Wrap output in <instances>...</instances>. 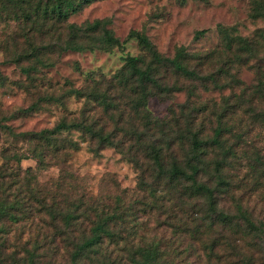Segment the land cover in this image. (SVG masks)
Wrapping results in <instances>:
<instances>
[{"label":"trees","instance_id":"obj_1","mask_svg":"<svg viewBox=\"0 0 264 264\" xmlns=\"http://www.w3.org/2000/svg\"><path fill=\"white\" fill-rule=\"evenodd\" d=\"M7 1L18 6L32 27L41 28L47 21L63 24L95 0ZM250 17L264 18V0L251 1ZM67 27L69 34L58 43V55L119 45L102 20ZM99 29L103 35L88 41ZM221 33L224 50L231 51L234 44H240L244 50L251 49L244 37L234 36L226 28ZM131 35L137 38L143 54L128 55L109 78L89 74L83 87H72L61 95L44 98L60 106L67 97L80 100L82 106L77 115L62 117L52 128L17 134L29 141L28 150L36 159L37 170L57 166L60 172L53 187L46 188L36 182L30 168L0 165V264H199L203 257L207 264L254 263L251 257H245L242 246L230 238L232 216L218 209L216 193L220 189L226 192L229 183L218 174L214 185L213 172L224 167L231 149L223 151L224 158L220 161L209 159V155L215 145H220L223 126L218 124L212 136L206 137L194 125H181L182 110L179 115L173 111V116L159 118L148 109L151 97L172 89L166 85L160 69L194 79L197 72L191 58L182 47L171 58L162 56L146 35L135 32ZM235 51L241 53L237 48ZM30 53H24V59ZM22 59L18 57L16 61L20 63ZM21 71L28 82L24 87L28 88L33 83L32 73L38 69L22 66ZM19 84L22 86V82ZM36 108L38 104L21 111L29 114ZM194 119V116L190 118V122ZM5 130L15 135L0 121V132ZM80 142L91 149L111 147L125 156L137 170L136 193L115 188L107 198L80 184L68 158L71 151L80 149ZM94 144L98 146L93 148ZM22 155L14 152L12 157L19 163L25 157ZM14 183V196L9 198L7 194ZM33 198L36 200L32 201ZM161 209L168 213L163 219L165 212ZM32 211L45 220L44 227H39L33 235V238L39 234L42 237L36 238L30 247L28 239L19 247V234L8 251L10 226L1 221L16 224ZM243 213L250 224L248 230L260 235L263 227ZM151 218L155 223L150 227ZM31 229L32 225L28 231ZM23 230L22 227L20 232ZM40 249L49 250L51 257L45 260Z\"/></svg>","mask_w":264,"mask_h":264},{"label":"rangeland","instance_id":"obj_2","mask_svg":"<svg viewBox=\"0 0 264 264\" xmlns=\"http://www.w3.org/2000/svg\"><path fill=\"white\" fill-rule=\"evenodd\" d=\"M251 1L95 0L63 24L47 21L40 28L39 25L32 27L31 21L25 20L16 4L0 0V121L15 134L8 130L0 132V165L19 166L21 170L30 168L41 187H53L59 168L48 166L37 170L36 159L28 150L29 141L17 134L52 128L62 117L77 115L82 102L67 97L65 104L60 106L44 98L61 95L72 87H83L89 74L109 78L123 65L128 55L143 54L137 38L131 35L133 32L146 35L165 57L171 58L182 47L189 54L187 56L191 58L197 76L188 79L171 70L160 69L166 85L172 89L151 97L148 109L159 118L173 116V111L179 115L182 110L181 125H194L206 137L212 136L218 124L223 126L220 145H215L209 155V159L220 161L224 158L223 151L231 149L220 172H213L214 164L210 170L215 176L212 180L214 185L218 174L229 183L226 192L220 189L216 193L218 209L232 216L233 228L229 235L231 240L242 246L245 257H251L253 264H264V18L250 17ZM94 20L104 22V28L119 40L118 46L58 55V43L68 36L69 24L85 26ZM224 28L234 36L247 39L251 49L244 50L240 44H234L231 51L224 50L221 33ZM201 30L204 32L198 34ZM102 35L103 30L99 29L87 40H96ZM35 47L38 49L34 51ZM236 48L241 53L237 54ZM27 52L31 53L24 59ZM18 57L24 60L19 63L16 61ZM22 66L38 69L32 73L33 83L28 88L24 87L28 82L21 71ZM35 104L38 108L29 114L21 111ZM2 116L7 119L2 120ZM193 116L195 119L190 122ZM96 146L94 144L93 148ZM14 152L25 157L17 163L12 157ZM68 158L79 183L107 198L115 188L129 194L136 191V168L111 147L91 149L85 142H80V149L71 151ZM8 175V179L11 178ZM15 186L14 183L10 194L6 193L7 197L14 196ZM161 210L165 212V209ZM240 211L245 212L254 224L263 227L260 235L248 230L250 224ZM162 214L161 219L168 215L167 212ZM151 220L150 227L155 223L154 218ZM1 223L10 226L7 240L10 251L19 234V247L27 239L29 247L35 244L36 238L40 240V234L35 238L33 235L39 227H44L45 220L32 211L16 224L4 219ZM31 225L32 232L28 231ZM22 227L24 230L20 232ZM48 231L51 237V229ZM166 234L169 236L170 231ZM43 250L40 252L47 260L51 252ZM199 264H207L206 258L203 257Z\"/></svg>","mask_w":264,"mask_h":264}]
</instances>
